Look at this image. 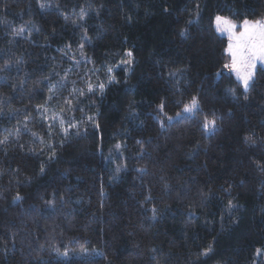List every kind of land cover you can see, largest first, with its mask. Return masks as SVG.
<instances>
[{
	"label": "trees",
	"instance_id": "16d2710c",
	"mask_svg": "<svg viewBox=\"0 0 264 264\" xmlns=\"http://www.w3.org/2000/svg\"><path fill=\"white\" fill-rule=\"evenodd\" d=\"M217 16L264 0H0V264H264V68Z\"/></svg>",
	"mask_w": 264,
	"mask_h": 264
},
{
	"label": "snow or ice",
	"instance_id": "6c2138e0",
	"mask_svg": "<svg viewBox=\"0 0 264 264\" xmlns=\"http://www.w3.org/2000/svg\"><path fill=\"white\" fill-rule=\"evenodd\" d=\"M236 27L235 23L225 17L217 16L215 18L216 31L228 36V46L225 51L231 59L230 63H226L224 67L235 73L237 80L242 83L245 92H247L250 81L254 76L257 61L264 64V20H244L243 30L239 33L236 32ZM128 55L131 56V52ZM130 62L125 61V63ZM99 87L103 89L104 85L101 84ZM89 90H91V85ZM160 107L163 109V105ZM197 107V99L193 97L191 104L184 106L183 113H192ZM180 115L181 113H177V116ZM168 119L171 120L172 117H168ZM215 126V119L208 120L205 118L203 125L205 130H212ZM246 139L251 138L248 137ZM17 199H20V197H17Z\"/></svg>",
	"mask_w": 264,
	"mask_h": 264
},
{
	"label": "rangeland",
	"instance_id": "374dc122",
	"mask_svg": "<svg viewBox=\"0 0 264 264\" xmlns=\"http://www.w3.org/2000/svg\"><path fill=\"white\" fill-rule=\"evenodd\" d=\"M237 25V27H236V32L237 33H239L240 31H242L243 29H242V25L243 24H236ZM219 33V32H218ZM220 35H222V36H224V37H227L228 38V36H227V34H221V33H219ZM228 54V53H227ZM228 58H229V63H230V56L228 55ZM264 68V64H262L260 61H257V64H256V68H255V70H254V76H253V79L250 81V86H249V89H250V87H251V85H252V83H253V80H254V77H255V73H256V71H257V69L258 68ZM232 72V71H231ZM233 74H234V76L236 77V75H235V73L234 72H232ZM236 79H237V77H236ZM240 82V81H239ZM241 83V82H240ZM242 84V83H241ZM243 86V85H242ZM244 88V87H243ZM248 89V90H249Z\"/></svg>",
	"mask_w": 264,
	"mask_h": 264
}]
</instances>
